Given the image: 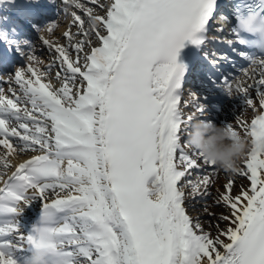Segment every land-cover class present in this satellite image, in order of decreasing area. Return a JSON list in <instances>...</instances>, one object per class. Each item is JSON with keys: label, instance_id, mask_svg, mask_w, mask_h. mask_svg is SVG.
Listing matches in <instances>:
<instances>
[{"label": "snow or ice", "instance_id": "1", "mask_svg": "<svg viewBox=\"0 0 264 264\" xmlns=\"http://www.w3.org/2000/svg\"><path fill=\"white\" fill-rule=\"evenodd\" d=\"M63 4L83 15L72 11L53 40L56 0H0V65L28 61L0 74L9 85L0 87V264L41 248L47 264H264V0H226L229 13H218V0H91L103 15L81 0ZM217 20L221 35L234 21L226 44L247 64L240 79L214 75L236 61L204 51ZM21 21L53 53L43 69ZM186 46L192 63L178 62ZM194 63L208 65L206 82L182 100ZM210 95L254 112L236 122L252 147L232 172L250 184L236 196L234 180L224 184L216 203L227 227L217 224L215 236L187 203L209 194L217 165L184 144L193 116L183 109L203 116ZM19 154L28 158L11 164ZM36 200L40 218L23 232L20 217Z\"/></svg>", "mask_w": 264, "mask_h": 264}, {"label": "clouds", "instance_id": "2", "mask_svg": "<svg viewBox=\"0 0 264 264\" xmlns=\"http://www.w3.org/2000/svg\"><path fill=\"white\" fill-rule=\"evenodd\" d=\"M196 123H202L203 132L195 137L189 136L187 146L191 150L203 153L208 160L214 161L226 173H232L239 161L249 152L251 143L241 135L233 139L220 126L208 121H196ZM209 132L211 135L206 138L205 133ZM47 257V250L41 248L32 252L27 259L29 264H47Z\"/></svg>", "mask_w": 264, "mask_h": 264}, {"label": "bare ground", "instance_id": "3", "mask_svg": "<svg viewBox=\"0 0 264 264\" xmlns=\"http://www.w3.org/2000/svg\"><path fill=\"white\" fill-rule=\"evenodd\" d=\"M81 2H82V0H81ZM101 15H103V12L101 13ZM64 24H66V23H64ZM64 42L67 43V41H64ZM240 78H242V75ZM247 82L253 83L252 80H248ZM252 95H253L254 102H255V93L253 92ZM228 106L232 107L229 109V111H231V112L226 111V110L222 111L220 118H226V121H228V123H230V124H236V121H234L233 112L238 114V116L240 117V120H244V121H250V119L253 118V116H254L253 109L245 107L235 98H233V102L228 104ZM237 130L239 131V133L242 137L246 138L243 129H237ZM24 156H26V155L19 154L18 156H14L15 158L13 157L11 159V164H13L14 159H18V158H21ZM246 156H247V154L239 161L238 166H241V167L244 166L243 162H244ZM215 170H216L215 172L209 171V173H208L209 175H212L215 177V182H214L215 187L213 188V190L215 192L214 193L215 198L212 197L211 199L207 200V202H206L207 211H205V210L197 211L196 209H193L190 211L191 213H189L190 216H194V222L199 221L202 224V226L204 227V230L206 232H210L213 236L216 235L217 230H216L215 226L217 224H219L221 228L227 227V224L224 221L219 220L218 217L222 214L227 215L228 210H227V208L224 207L223 204H217L216 203L219 195L224 191V187H223L224 184L229 179L234 180V185H233V189H232V195L233 196H236L237 194H239L240 191L242 190V187L246 189L249 187V184H250V182L246 178L239 176L238 174L226 173L223 169H221L219 167H217ZM192 176L194 178L193 180H195L197 174L193 173ZM211 189H212V187H210L208 189V191H211ZM53 198H54V196H53ZM39 202H41V201L36 200L33 204H37ZM193 204H194V202H193L192 198L189 197L187 205L192 206ZM28 208H30V207H28ZM206 212H207V215L208 214L213 215V217H212L213 222L207 221L206 219H208V218L202 219L200 217L199 214H205Z\"/></svg>", "mask_w": 264, "mask_h": 264}, {"label": "rangeland", "instance_id": "4", "mask_svg": "<svg viewBox=\"0 0 264 264\" xmlns=\"http://www.w3.org/2000/svg\"><path fill=\"white\" fill-rule=\"evenodd\" d=\"M224 123H226L225 121L224 122H222L221 124H219V126H221L222 124H224ZM231 125H233L234 127H237V129L239 128V126H237L236 124H231ZM241 129V128H240ZM218 166H216V168H217ZM216 171V170H215ZM190 179H194L193 178V176H191L190 177ZM223 184V183H222ZM221 184V185H222ZM220 185V186H221ZM215 186H214V184L212 185V189H211V191H208V195L207 196H196V197H191L193 200H195V209L197 210V211H201V210H205L206 209V202H207V200H209V199H211L212 197H214L215 198V195H214V190H213V188H214ZM193 207V206H192ZM200 213V212H199ZM198 213V214H199ZM200 215V217L202 218V219H205V218H208V219H206L207 221H209V222H213V219H212V217H213V215H210V214H208L207 215V212L205 213V214H199ZM193 218H194V216H192Z\"/></svg>", "mask_w": 264, "mask_h": 264}]
</instances>
